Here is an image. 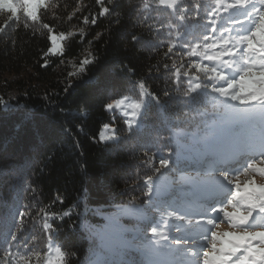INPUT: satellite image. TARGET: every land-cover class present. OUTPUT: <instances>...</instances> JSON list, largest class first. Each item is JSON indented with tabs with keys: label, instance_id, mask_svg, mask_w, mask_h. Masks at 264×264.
Instances as JSON below:
<instances>
[{
	"label": "trees",
	"instance_id": "16d2710c",
	"mask_svg": "<svg viewBox=\"0 0 264 264\" xmlns=\"http://www.w3.org/2000/svg\"><path fill=\"white\" fill-rule=\"evenodd\" d=\"M105 4L111 12L104 16L99 15L97 0H51L49 9H40L43 22L56 30L78 33L83 29L86 34L82 42L79 35L70 38L64 55L49 56L47 66L43 53L50 42L41 34L40 24L26 20L23 11L18 25L8 22L0 32V97L8 101L7 107L0 105V224L10 223L11 214L26 210L24 205L31 206L33 215L46 206L60 212L75 205L71 217L49 220L54 225L55 242L74 254L67 264H84L86 260L147 264L148 251L141 240L132 238L133 230L126 231L124 241L105 246L95 233L104 221L101 213L139 202L141 177L153 174L152 165L144 167L141 162L147 159L145 152H156L154 145L163 148L154 161L167 158L170 164L174 161L178 167H187L188 161L180 159L183 149L196 148L210 138L218 130L213 125L233 123V131L240 127L235 124L239 121L211 98L187 103L168 79L171 73L163 64H171V59L164 56L166 47L157 43L167 37L150 32L148 25L167 23L171 11L160 15L167 9L155 5L145 10L143 0H105ZM206 6L207 0L202 2V9ZM77 7L81 11L68 20ZM53 12L59 19H53ZM84 16L89 17L88 24L83 23ZM6 17L7 13H0V25L5 24ZM92 17H96L95 25L90 22ZM133 36L139 40L134 41ZM87 51L95 53L97 63L82 78H72L73 86L65 92L70 82L68 72L72 71L68 61L78 60ZM173 58L179 63L178 57ZM124 66L133 69L135 75L121 72ZM18 75L20 79L8 78ZM140 79L162 103L148 109L143 134L128 138L122 117L108 112L103 104L109 89L123 92L132 80ZM11 89L18 91L12 101L6 98ZM165 91L169 95L165 96ZM255 121L260 125L258 119ZM108 123L117 125L124 137L119 143L98 140ZM158 137L166 139L158 141ZM169 147L172 152L167 151ZM206 156L196 154L190 162L203 164ZM185 178V184L164 196L174 210L177 205L189 204L183 195H194V190L187 191L190 176ZM58 197L63 198L62 204ZM40 224L39 217L35 223L29 219L23 233L27 239L35 236L36 246L44 242Z\"/></svg>",
	"mask_w": 264,
	"mask_h": 264
},
{
	"label": "snow or ice",
	"instance_id": "6c2138e0",
	"mask_svg": "<svg viewBox=\"0 0 264 264\" xmlns=\"http://www.w3.org/2000/svg\"><path fill=\"white\" fill-rule=\"evenodd\" d=\"M97 4L99 15L110 14L105 0H97ZM153 5L169 9L175 19V23L168 20L158 25L149 24L148 30L167 37L157 43L166 47L164 56L171 59V64L164 63L163 68L171 73L168 79L176 92L187 103L197 98H211L236 119H258L260 131L229 144L207 161V182L202 186V197L194 205H177L175 210H170L171 203H165L164 211L159 206L153 208L162 217L164 226L149 224L152 233L149 244L157 252L178 254L175 264H264V180L257 182L256 179L257 174L264 177V0H207L203 9L202 0H143V9ZM50 6L51 0H0V13H7L0 32L8 22L18 25L21 11L26 14V20L40 24L41 34H46L50 42L43 53L44 66L48 65L49 56L64 55L70 38L79 35L82 42L86 35L83 29L78 33L58 31L53 25L44 23L40 9L47 10ZM79 11L81 8L77 7L67 19L71 20ZM52 15L53 19H59L55 12ZM90 22L95 25L96 17ZM83 23H89L88 16L83 17ZM28 26L24 24L25 28ZM132 39L138 41L139 37ZM91 43L89 41V45ZM173 57H178L179 63ZM68 63L72 71L68 72L70 82L65 92L73 86L72 78H82L90 66L97 63V56L87 51L78 60ZM120 71L135 75L127 66ZM164 95L169 93L165 91ZM161 103L160 97L140 79L132 80L131 86L123 92L109 89L103 107L108 112L121 114L128 138H139L146 127L148 109L152 104ZM0 105L7 107L8 101L0 97ZM122 139L119 130L111 124H105L98 136L104 143H119ZM154 146L156 152L151 155L145 152L147 159L141 162L144 167L152 165L153 175L141 177L146 187L143 194L150 205L157 192L155 174L164 175L161 170L168 169L171 163L167 158H160L159 167H155L156 153L163 148L158 144ZM167 151L172 152V148ZM29 190L35 191L31 186ZM58 202L62 204L63 198L58 197ZM23 207L26 210L11 214L10 223L0 224V264H33L34 259L36 264H67L68 257L74 254L55 242L54 225L49 220L71 217L75 205L60 212L46 206L38 209L35 215L30 205ZM36 217L40 218L44 233V245L40 250H36L35 236L27 239L23 235L29 219L35 223ZM173 217L186 225H194L195 234L172 237L168 221ZM224 224L230 226L228 230L222 229ZM84 264L98 262L86 260Z\"/></svg>",
	"mask_w": 264,
	"mask_h": 264
},
{
	"label": "rangeland",
	"instance_id": "374dc122",
	"mask_svg": "<svg viewBox=\"0 0 264 264\" xmlns=\"http://www.w3.org/2000/svg\"><path fill=\"white\" fill-rule=\"evenodd\" d=\"M202 2H205V0H202ZM168 11L170 10H161L160 15L165 14L166 16ZM169 20H172V22L175 23V19L172 17V15L171 17H169ZM8 78L16 80L20 79L21 76H9ZM17 92V90L13 89L7 90L6 98L11 101L14 100L16 98ZM129 94L135 95V93ZM116 113L121 116L119 112ZM236 121H239V124L241 126L237 131L233 132L231 130V128L233 127V123L224 124L217 122L215 125H213V127L217 126L218 130L213 131L215 133L210 136V138H208L206 141H202L196 148H187V150L183 149L182 158L180 159L182 161H188L187 167H178V165L173 161L168 169L161 170L164 175L156 173L154 186L157 189V192L152 197V205L148 203V197L143 194L146 191V187H144L145 182L141 181L140 193L142 195L139 199V202L124 203L117 206L113 210L103 211L101 215L104 217V221L102 223V226L96 229L95 233L102 239L105 246L113 247L116 242L124 241L126 231L133 230L134 233L130 232L132 238L141 240L146 251H148L147 254L149 255L150 260L147 264H174L175 260H177L175 259L176 255L157 252L149 244V238L152 237L149 224H158L161 227L164 226L162 223V217L160 216V214L155 213L153 211V208L155 206H159L161 207V210L164 211L165 203H168L164 199V196H168L169 190H175L177 186L185 184V181H187V178H185V176H190V179L188 180L189 187L187 191L192 189L195 193L193 196L191 195V198L183 195L184 199L188 203L193 204L192 201L199 200L202 197V186L207 182L205 172L208 167V165L205 166L204 163L209 159L214 158V156L218 152L227 148L229 144L239 139L249 137L253 133L258 134L260 131V125L255 120L244 121L237 119ZM111 125L113 127H117V125ZM101 130H103V128ZM196 154L200 156H202L203 154H207L205 160H203V164L190 162V160L196 157ZM199 161L200 159L198 160V162ZM154 165L155 167H159V160L154 161ZM187 170L191 172L190 175H187L189 174ZM243 179L244 178L241 177V180ZM256 179L257 182H260L261 180H264V177H260L259 174H257ZM154 198H158V200L154 201ZM170 210H174L173 207ZM181 214H183V212ZM133 219H137V221H133ZM143 219H145V221L141 222V220ZM221 227L224 230H228L230 226L224 224L221 225ZM168 228L171 229L170 235L176 238H180L185 234H195L194 225H186L184 221L176 220L174 217L169 219ZM176 228H179L180 231H175ZM43 245L44 242L39 241L38 245L36 246V250H40ZM196 247L199 248V244H197ZM33 264H36L35 259L33 260Z\"/></svg>",
	"mask_w": 264,
	"mask_h": 264
}]
</instances>
